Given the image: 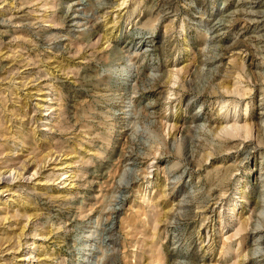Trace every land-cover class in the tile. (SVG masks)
<instances>
[{
	"label": "rangeland",
	"instance_id": "1",
	"mask_svg": "<svg viewBox=\"0 0 264 264\" xmlns=\"http://www.w3.org/2000/svg\"><path fill=\"white\" fill-rule=\"evenodd\" d=\"M0 171V264H264V0H0Z\"/></svg>",
	"mask_w": 264,
	"mask_h": 264
},
{
	"label": "bare ground",
	"instance_id": "2",
	"mask_svg": "<svg viewBox=\"0 0 264 264\" xmlns=\"http://www.w3.org/2000/svg\"><path fill=\"white\" fill-rule=\"evenodd\" d=\"M8 171V170H7ZM10 171V170H9ZM16 173H17V171H15ZM3 173V172H2ZM1 173V171H0V181H1V183H3V184H5V187H8L11 183L10 182H13V180L14 179H17L18 178V176L20 175L19 174V172H18V174H17V176H16V173L15 174H11L12 175V177H11V179H9V177H5L3 174ZM6 173V172H5ZM11 173H12V171H11ZM65 173H67V172H65ZM9 174V173H8ZM9 188V187H8ZM121 206V205H120ZM27 259V258H26Z\"/></svg>",
	"mask_w": 264,
	"mask_h": 264
}]
</instances>
